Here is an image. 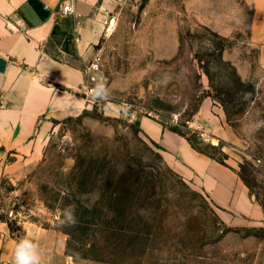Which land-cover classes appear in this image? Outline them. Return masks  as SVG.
<instances>
[{"label":"rangeland","instance_id":"374dc122","mask_svg":"<svg viewBox=\"0 0 264 264\" xmlns=\"http://www.w3.org/2000/svg\"><path fill=\"white\" fill-rule=\"evenodd\" d=\"M101 15L108 94L89 103L82 93L88 108L53 119L35 159L3 153L0 220L16 237L32 225L55 231L63 264H264V11L243 0H111ZM140 116L242 181L240 171L263 218L221 212L165 162ZM69 205L77 223L62 226Z\"/></svg>","mask_w":264,"mask_h":264},{"label":"crops","instance_id":"0c3cea01","mask_svg":"<svg viewBox=\"0 0 264 264\" xmlns=\"http://www.w3.org/2000/svg\"><path fill=\"white\" fill-rule=\"evenodd\" d=\"M58 2L0 0V172L7 170L1 166L4 152L35 159L53 119L88 108L83 67L95 53L101 36L98 21L111 0H74V13L66 15L60 14ZM243 2L252 3L256 14L264 11V0ZM137 120L141 132L160 146L165 162L221 212L263 218L232 169L197 152L159 122L146 116ZM21 238L39 245L45 264L65 262L64 241L55 231L32 225L16 237L0 220V264H13V248Z\"/></svg>","mask_w":264,"mask_h":264},{"label":"clouds","instance_id":"9594fccd","mask_svg":"<svg viewBox=\"0 0 264 264\" xmlns=\"http://www.w3.org/2000/svg\"><path fill=\"white\" fill-rule=\"evenodd\" d=\"M94 99H103L108 94V88L103 81H98L90 91ZM59 224L72 226L77 223L74 206H66L60 213ZM13 264H45L39 245L32 239L21 238L13 248Z\"/></svg>","mask_w":264,"mask_h":264},{"label":"built area","instance_id":"2783aa9c","mask_svg":"<svg viewBox=\"0 0 264 264\" xmlns=\"http://www.w3.org/2000/svg\"><path fill=\"white\" fill-rule=\"evenodd\" d=\"M74 0H59L58 7L61 15L73 14ZM101 57L99 53L95 52L92 57L84 64L83 72L85 74V83L82 89V93L86 96V100L91 103L96 101L91 94V89L95 86L98 81H101L100 78V69H101Z\"/></svg>","mask_w":264,"mask_h":264},{"label":"trees","instance_id":"16d2710c","mask_svg":"<svg viewBox=\"0 0 264 264\" xmlns=\"http://www.w3.org/2000/svg\"><path fill=\"white\" fill-rule=\"evenodd\" d=\"M225 102V101H227V100H223L222 99V102ZM223 105H224V109H225V112H226V117H227V120H229V113H228V111H227V108H226V105H225V103H223ZM172 131H174V132H177L178 134H182V135H184L183 133H181L180 131H177L176 129H171ZM186 139L189 141V143L191 144V146L194 148V149H196V150H198L199 152H201V153H203V154H206V155H208V153L207 152H205V151H202V150H200L199 148H197L194 144H193V142L191 141V139L190 138H188V137H186ZM219 145V144H218ZM221 145V144H220ZM212 146V147H218L219 149L222 147V145L221 146ZM211 158H213V159H215L216 161H218L219 163H222V164H224V161L222 160V159H220V158H215V157H213L212 155H209ZM238 175L240 176V178L242 179V181L249 187V182H248V180L245 178V176L239 171L238 172ZM260 204H261V206L263 207V209H264V203L261 201L260 202ZM0 219H2L1 218V216H0Z\"/></svg>","mask_w":264,"mask_h":264}]
</instances>
